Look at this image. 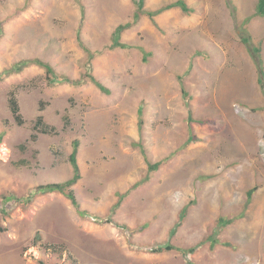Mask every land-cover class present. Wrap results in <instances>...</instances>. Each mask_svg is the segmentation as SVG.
<instances>
[{
    "label": "rangeland",
    "instance_id": "rangeland-1",
    "mask_svg": "<svg viewBox=\"0 0 264 264\" xmlns=\"http://www.w3.org/2000/svg\"><path fill=\"white\" fill-rule=\"evenodd\" d=\"M181 1L188 12L135 19L130 0H0V264H264V92L243 42L264 73L259 0ZM34 59L59 81L33 65L2 74ZM86 73L108 93L60 80ZM37 116L57 134L31 140ZM75 139L87 217L62 193H31L70 178ZM165 244L194 251L148 250Z\"/></svg>",
    "mask_w": 264,
    "mask_h": 264
},
{
    "label": "trees",
    "instance_id": "trees-1",
    "mask_svg": "<svg viewBox=\"0 0 264 264\" xmlns=\"http://www.w3.org/2000/svg\"><path fill=\"white\" fill-rule=\"evenodd\" d=\"M130 1L136 6V10L134 13L135 19H138L142 15H146L149 18L153 19L157 14L164 12L166 10H169L171 8H175V7L180 8L184 12H188V9L186 8L184 2L181 0H177L173 3H170V4L166 5L164 8H161V9L154 11V12L147 11V10L143 9V3H144L143 1L144 0H130ZM256 15L257 16H264V0L258 1L257 8H256ZM127 28H129V25H120L116 28V30L114 32L112 48H123L124 47V45L120 43L119 39H120V33L124 29H127ZM247 41H248L247 39H245V38L243 39L244 44L248 47V49H249V51H250V53L254 59V62L257 65L259 75H260L258 82H259V84H260V86L264 92V73L261 69V65H260L261 63L259 61L258 50L256 48H253L252 46H250ZM31 65L37 66V67L43 69V71L45 73V79L49 84H54V83L59 81L58 79L56 81V79H55L56 75H55L52 67L49 64L44 63V62L37 60V59L21 60L15 64H13L10 68L4 70L2 74L4 76H9L11 74H18L21 71H23L25 68H27ZM60 80L63 83L71 84L73 86H80L85 82V80L86 81L88 80L91 83H93L98 89H100L102 92H104L106 94L108 93V91L100 83H98L90 73H86V75L84 76L83 79H78V80L72 81V80H69L68 78H62ZM7 102H8V106H9V110L11 112V115L14 119V122L18 126H22L24 124V120H23V117L20 113L19 105H18V102L15 98V93L13 91L9 92ZM44 106L45 105L43 103H39V111H42ZM68 125H69V121H68L67 117H64L61 130L62 131L66 130ZM56 134H57V131L54 127L46 125L44 123L42 117L37 116L33 122L32 133L30 135V139L35 140L38 137V135H56ZM78 148H79V141L77 139H75L71 143V151L67 157L68 164L71 168L70 178H68L67 180H65L63 182H59V183H49V184L38 185L37 187L34 188V191L31 193L32 194H34V193L47 194V193H52V192L62 193L70 201L72 206L76 209L79 216H81V217L86 216L87 217V216H89V214L87 211L80 209L78 201H77L76 196H75L74 189H73V187L76 185V183L81 178L80 169H79L78 162H77ZM255 190H256V188L253 187L247 191L248 199L251 197L252 193ZM5 200L9 201V198H6ZM116 206H117V203L112 207V212H113V209L116 208ZM179 221H181V220H179ZM216 221H217V226L224 227V226H227L228 224L232 223L233 220L232 219H226L224 217H218V219ZM110 222L111 221L109 219L105 220V223H110ZM216 242H217L216 240H211L210 244L213 246L216 244ZM219 244L224 245V246H229L228 243H220L219 242ZM44 248H45V250H48V251H51V252L57 253V254H60L63 250L62 246L57 247L55 245H44ZM148 250L151 253H162V252L177 251V252H180L182 255L186 256L187 253H193L194 248L181 249L178 247L177 248L173 247L172 245H169V244H165V245H155L154 247L148 248ZM39 264H44V263L42 261H40Z\"/></svg>",
    "mask_w": 264,
    "mask_h": 264
},
{
    "label": "clouds",
    "instance_id": "clouds-1",
    "mask_svg": "<svg viewBox=\"0 0 264 264\" xmlns=\"http://www.w3.org/2000/svg\"><path fill=\"white\" fill-rule=\"evenodd\" d=\"M78 162V161H77ZM79 166V165H78Z\"/></svg>",
    "mask_w": 264,
    "mask_h": 264
}]
</instances>
